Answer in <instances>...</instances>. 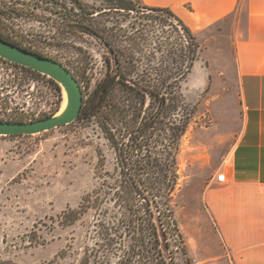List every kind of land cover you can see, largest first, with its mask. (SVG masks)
Segmentation results:
<instances>
[{
  "label": "rangeland",
  "instance_id": "374dc122",
  "mask_svg": "<svg viewBox=\"0 0 264 264\" xmlns=\"http://www.w3.org/2000/svg\"><path fill=\"white\" fill-rule=\"evenodd\" d=\"M55 1L71 7L69 0ZM77 1L86 9L77 8L74 13L90 21L94 30L122 51L123 64L134 75L132 82L142 85L147 81L156 86L170 63L168 44L179 41L176 21L163 13L110 10L111 6L101 0ZM62 8L53 4L36 8L35 0H0V35L62 63L78 79L85 100L104 79L107 60L114 66L113 59L101 39L63 31L59 24V15L65 11ZM239 18L233 15L196 33L198 58L176 91L191 118L181 140L173 195L179 235L176 243L168 230L175 264H210L204 262L202 233L197 230L203 190L232 151L241 130L232 47ZM131 98L136 97L133 94ZM65 102L63 90L48 76L0 58V120L47 118L60 112ZM153 105L148 97L143 117L150 119L158 108L155 101ZM183 114L179 110L178 115ZM91 121H76L35 136H0V264H80L85 252L93 248L98 237L96 214L90 213L73 226L59 225L58 216L76 210L93 191L100 195L101 191L116 192L108 187L117 188L116 184L122 183L119 150L127 141L117 136L116 149L95 120ZM153 133L150 151L161 159V144H154L161 138ZM95 198L105 204L112 195ZM113 212L109 211L111 219ZM125 240L124 234L118 238V250H124Z\"/></svg>",
  "mask_w": 264,
  "mask_h": 264
},
{
  "label": "trees",
  "instance_id": "16d2710c",
  "mask_svg": "<svg viewBox=\"0 0 264 264\" xmlns=\"http://www.w3.org/2000/svg\"><path fill=\"white\" fill-rule=\"evenodd\" d=\"M101 1L110 5L111 8H107L110 10L131 13L139 12V9L166 14L177 23L179 41L168 44L171 50L170 63L156 86L152 87L151 82L147 81H143L142 85L139 82L134 84L132 70L127 71L128 68L123 64L125 56L122 51L115 47L113 41L101 35L99 30H94L90 21L79 13H74L77 8L85 11L84 4L69 0L71 7L68 8L55 0H35L36 8L43 5L51 7L52 4L63 7L65 14L59 15L63 31L69 34H89L101 39L108 47L114 66H111L108 59V71L92 93L85 96L77 122L91 123V120H95L109 145H114L116 149L119 145L117 136L127 141L125 148L118 149L123 168L119 174L122 183L116 184L117 188L108 187L113 191L116 189V192L108 194L101 191L100 195L93 191L82 200L76 210H69L58 216V222L61 226H73L90 213L96 214L94 218H97L98 225L95 228L98 237L93 248L85 252L86 256L80 264H175V253L168 230L176 243L179 235L176 234L177 226L172 209L173 195L178 182L181 140L188 131L191 118L182 95H176V91L198 58L200 44L196 34L170 9L149 7L140 0ZM0 38L28 52L50 58L3 35ZM58 88L60 89L59 86ZM133 94L135 99L131 98ZM148 97L152 100V105L155 101L158 106L150 119L143 117V107ZM179 110L184 114L178 115ZM155 131L157 137L161 138V142L157 139L154 143L161 144V159L155 158L150 151ZM111 195L112 199L103 203L104 205L99 203L100 199L97 202L95 198ZM109 211H114V218H110ZM122 234L126 238L125 246L124 250H118V238H122ZM175 249L178 251V246Z\"/></svg>",
  "mask_w": 264,
  "mask_h": 264
},
{
  "label": "crops",
  "instance_id": "0c3cea01",
  "mask_svg": "<svg viewBox=\"0 0 264 264\" xmlns=\"http://www.w3.org/2000/svg\"><path fill=\"white\" fill-rule=\"evenodd\" d=\"M170 9L195 34L240 17L232 40L241 130L205 186L200 209L205 263L264 264V0H140ZM225 173L226 182L216 177Z\"/></svg>",
  "mask_w": 264,
  "mask_h": 264
},
{
  "label": "water",
  "instance_id": "95a60500",
  "mask_svg": "<svg viewBox=\"0 0 264 264\" xmlns=\"http://www.w3.org/2000/svg\"><path fill=\"white\" fill-rule=\"evenodd\" d=\"M0 58L9 63L48 76L63 90L65 109L57 114L31 122L0 120V136H35L76 122L84 104V92L74 74L62 63L28 52L0 38Z\"/></svg>",
  "mask_w": 264,
  "mask_h": 264
},
{
  "label": "built area",
  "instance_id": "2783aa9c",
  "mask_svg": "<svg viewBox=\"0 0 264 264\" xmlns=\"http://www.w3.org/2000/svg\"><path fill=\"white\" fill-rule=\"evenodd\" d=\"M216 181L218 183H222V184L225 183L226 182V175H225V173H223V172L219 173L217 175V177H216Z\"/></svg>",
  "mask_w": 264,
  "mask_h": 264
},
{
  "label": "bare ground",
  "instance_id": "6f19581e",
  "mask_svg": "<svg viewBox=\"0 0 264 264\" xmlns=\"http://www.w3.org/2000/svg\"><path fill=\"white\" fill-rule=\"evenodd\" d=\"M65 109V105H64V108L62 109V111Z\"/></svg>",
  "mask_w": 264,
  "mask_h": 264
}]
</instances>
